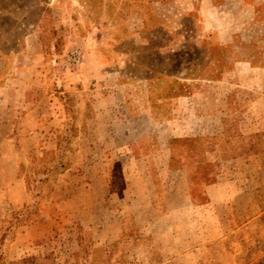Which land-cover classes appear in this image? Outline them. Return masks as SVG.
I'll return each mask as SVG.
<instances>
[{"label":"rangeland","instance_id":"obj_1","mask_svg":"<svg viewBox=\"0 0 264 264\" xmlns=\"http://www.w3.org/2000/svg\"><path fill=\"white\" fill-rule=\"evenodd\" d=\"M0 264H264V0H0Z\"/></svg>","mask_w":264,"mask_h":264},{"label":"built area","instance_id":"obj_2","mask_svg":"<svg viewBox=\"0 0 264 264\" xmlns=\"http://www.w3.org/2000/svg\"><path fill=\"white\" fill-rule=\"evenodd\" d=\"M67 62H69L72 66H78L81 63V55L80 52L76 49L71 50L67 55Z\"/></svg>","mask_w":264,"mask_h":264},{"label":"crops","instance_id":"obj_3","mask_svg":"<svg viewBox=\"0 0 264 264\" xmlns=\"http://www.w3.org/2000/svg\"><path fill=\"white\" fill-rule=\"evenodd\" d=\"M177 170H184L185 171V170H189V168H182V169L179 168ZM184 173H186V171Z\"/></svg>","mask_w":264,"mask_h":264}]
</instances>
